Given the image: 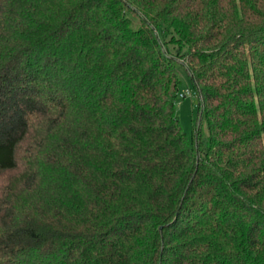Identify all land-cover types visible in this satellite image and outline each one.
Returning a JSON list of instances; mask_svg holds the SVG:
<instances>
[{
    "label": "trees",
    "instance_id": "obj_1",
    "mask_svg": "<svg viewBox=\"0 0 264 264\" xmlns=\"http://www.w3.org/2000/svg\"><path fill=\"white\" fill-rule=\"evenodd\" d=\"M20 159L0 264H264V0H0Z\"/></svg>",
    "mask_w": 264,
    "mask_h": 264
},
{
    "label": "rangeland",
    "instance_id": "obj_2",
    "mask_svg": "<svg viewBox=\"0 0 264 264\" xmlns=\"http://www.w3.org/2000/svg\"><path fill=\"white\" fill-rule=\"evenodd\" d=\"M180 81L179 93L185 95V97L179 99L176 104L177 116L187 141L191 143L193 141L192 127L196 118V97L189 77L183 71L180 72ZM21 160L23 159H20L17 169L5 173L0 177V196L3 190H7L8 188L12 191L17 189V187L23 189L26 186L25 177L22 176L25 169L23 170L24 165Z\"/></svg>",
    "mask_w": 264,
    "mask_h": 264
}]
</instances>
